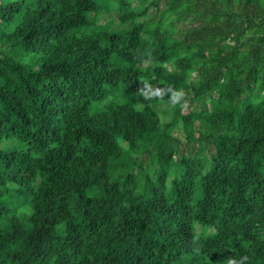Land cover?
Returning a JSON list of instances; mask_svg holds the SVG:
<instances>
[{"label":"trees","instance_id":"1","mask_svg":"<svg viewBox=\"0 0 264 264\" xmlns=\"http://www.w3.org/2000/svg\"><path fill=\"white\" fill-rule=\"evenodd\" d=\"M230 257L264 264V0H0V264Z\"/></svg>","mask_w":264,"mask_h":264},{"label":"rangeland","instance_id":"2","mask_svg":"<svg viewBox=\"0 0 264 264\" xmlns=\"http://www.w3.org/2000/svg\"><path fill=\"white\" fill-rule=\"evenodd\" d=\"M111 17H112V16L103 13V14L100 16V18H99V23H104L105 21H108L109 19H111ZM127 25H128V23H125V24H119V23H117V22H114V23H112V25L110 26V30L122 29V28L127 27ZM163 108H164V106H160V107H159V110H160V115H161L162 118L164 119L165 117H163L162 112H161ZM95 111H97V105H96V104H92V105L89 107L88 112H89V114H92V113H94ZM167 118H168V117L166 116V119H167ZM179 138H182V135H181V134H179ZM179 149H181V147H179ZM147 160H148V159H147V156H144V157H143V162H144L145 167L147 166V163H148Z\"/></svg>","mask_w":264,"mask_h":264},{"label":"clouds","instance_id":"3","mask_svg":"<svg viewBox=\"0 0 264 264\" xmlns=\"http://www.w3.org/2000/svg\"><path fill=\"white\" fill-rule=\"evenodd\" d=\"M241 259H246V257H243ZM226 264H240V260H237L235 257H230L226 261Z\"/></svg>","mask_w":264,"mask_h":264}]
</instances>
